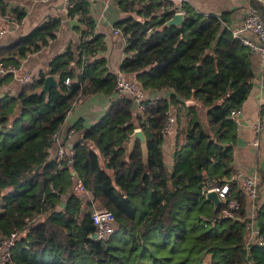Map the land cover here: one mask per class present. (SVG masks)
<instances>
[{
	"label": "trees",
	"instance_id": "trees-1",
	"mask_svg": "<svg viewBox=\"0 0 264 264\" xmlns=\"http://www.w3.org/2000/svg\"><path fill=\"white\" fill-rule=\"evenodd\" d=\"M113 1L127 14L114 24L125 39L119 71L143 91L166 89L171 95L146 100L137 116L131 98L114 96L74 143L72 165L58 169L48 151L69 106L85 96L114 94L116 74L97 54L103 38L92 33L87 4L75 2L67 10L87 30L75 47L51 59L48 74L57 78L58 88L42 92L45 74H40L17 95L0 94V237L16 233L12 264H202L207 254L211 264L245 259L264 264V247H245L246 199L238 183L230 184L231 196L241 204L236 218H222L221 207L205 198L208 185L227 181L233 172L236 126L228 116L250 92L252 53L232 36L225 13L200 14L186 2ZM248 4L264 23V0ZM178 10L182 24L166 26ZM5 14L17 22L25 16L0 0V16ZM59 24L46 18L1 48L0 63L19 65L55 38ZM12 78L0 76V86ZM166 110L175 116L170 167L161 151ZM135 117L146 138V161L139 142L132 151L127 147ZM72 170L91 200L73 194ZM94 203L115 218L113 232L102 240L92 237ZM254 221L264 237V201L257 204Z\"/></svg>",
	"mask_w": 264,
	"mask_h": 264
},
{
	"label": "crops",
	"instance_id": "crops-1",
	"mask_svg": "<svg viewBox=\"0 0 264 264\" xmlns=\"http://www.w3.org/2000/svg\"><path fill=\"white\" fill-rule=\"evenodd\" d=\"M7 4V10L18 7L25 12L18 26H14L9 20L0 16V49L11 44L18 37L28 34L33 28L45 21L48 17L57 18L60 21L54 39L50 40L47 46L38 52L28 54L19 59L21 74L28 75L31 80L38 78L40 74L49 75V63L51 59L62 53L67 46H74L79 41L82 32L87 30L84 23L78 17H69L67 9L60 0H50L41 3L36 0H3ZM84 2L88 6V15L93 20V34L102 36L103 50L98 51V56L105 58L106 67L109 72H119V65L125 57L124 42L120 35L113 34L114 24L126 17L127 14L121 12L113 0H74V3ZM174 6L186 2L200 14H227V24L230 30H238L242 27L243 20L250 6L248 0H169ZM241 38L256 41V36L247 30L240 33ZM251 65L253 78L251 81L250 92L242 103L237 116L236 139L232 152V169L242 171L244 174L257 173L259 201H264V133L259 136L258 147L249 145L253 135L251 126L258 120H264V110L261 106L264 102V64L258 55L252 54ZM55 77V76H54ZM129 77L134 78L133 75ZM130 78V79H131ZM57 80V78L55 77ZM22 85L17 78L13 77L8 83L0 86V94L10 93L17 95ZM147 100L159 98L168 99L171 95L170 90H144ZM115 94L104 95L94 94L82 97L73 104L68 111L63 124L61 125L58 136L59 140L54 141L49 148L48 159L56 158L59 146H73L80 138L83 129L95 124L106 112ZM133 115L141 114L140 110L133 104ZM199 116L205 121L200 109ZM81 121V128L76 129L75 125ZM135 129H138L137 119L133 120ZM128 146V145H127ZM174 147V133L164 136L161 145L164 163L170 167L172 164V152ZM102 162V159H100ZM84 201L91 199L89 191L80 196ZM98 208L97 203L93 204ZM248 203L246 210L248 211ZM253 230H258L257 225L253 224ZM211 255H205L202 264H210Z\"/></svg>",
	"mask_w": 264,
	"mask_h": 264
},
{
	"label": "built area",
	"instance_id": "built-area-1",
	"mask_svg": "<svg viewBox=\"0 0 264 264\" xmlns=\"http://www.w3.org/2000/svg\"><path fill=\"white\" fill-rule=\"evenodd\" d=\"M41 3L49 2L50 0H36ZM65 8L68 10L73 8L74 0H60ZM169 1V0H161ZM182 13L177 11L176 13ZM9 20L14 26H18L20 22L10 18L8 14L2 16ZM244 30L252 32L256 36V41H250L245 38H241L240 33ZM232 31V30H231ZM113 34L120 35L125 45V39L122 36L120 29L114 28ZM1 35V33H0ZM232 36L241 39V42L247 46L252 54L258 55L264 64V23L258 14V12L249 8L247 14L242 23V27L238 30L232 31ZM22 68L19 65L14 64H3L0 63V76L11 74L21 84H25L31 81L28 75L21 74ZM71 82L70 78L64 80V84L69 86ZM40 90H38L39 92ZM114 94L116 98H123L125 96L131 98L137 108L142 111L144 108V102L147 100L145 93L139 86L132 80L125 77L120 71L115 74V86ZM239 110H231L229 112V119L236 125L237 116ZM175 122V116L171 110L165 111V122L161 130L162 134L169 135L173 130ZM140 129V128H138ZM252 139L249 145L252 147H258L259 136L264 133V120L260 119L251 126ZM54 141L59 140L58 133L53 135ZM75 154L73 146L65 147L59 146L56 154V167L59 169L63 165L71 166L73 163V156ZM69 179L71 181V187L73 194L77 196L85 195L88 190L85 188L82 179L77 175L75 171L70 172ZM231 183H238L239 188L248 203V211L246 222V240L245 247L248 249L251 245H257L264 247V237L259 234L258 230H253V224L256 215L257 204L259 203V191H258V176L256 172L252 174H244L242 171L234 170L230 178L223 183H215L208 185L206 192L214 191L220 200V216L222 218H236L238 211L240 210L241 204L239 200L231 196ZM91 200V199H89ZM91 220L95 226V234L97 239L107 238L114 230L115 218L111 211L102 208L92 207ZM16 233L11 232L7 236L0 237V264H12V248L15 244ZM244 264H252L248 259H245Z\"/></svg>",
	"mask_w": 264,
	"mask_h": 264
},
{
	"label": "water",
	"instance_id": "water-1",
	"mask_svg": "<svg viewBox=\"0 0 264 264\" xmlns=\"http://www.w3.org/2000/svg\"><path fill=\"white\" fill-rule=\"evenodd\" d=\"M183 13H175L168 21H166V26H180L183 22ZM51 88H58L57 80L53 75H47L44 78V81L41 86V91L48 94ZM71 106H69L70 110ZM136 142L140 143L142 149L143 160L146 161L147 158V145L146 138L141 129H135L128 138V150L132 151ZM205 198L210 202L215 208L220 206V200L217 197V194L214 191L206 192ZM93 238H96V234H93Z\"/></svg>",
	"mask_w": 264,
	"mask_h": 264
},
{
	"label": "rangeland",
	"instance_id": "rangeland-1",
	"mask_svg": "<svg viewBox=\"0 0 264 264\" xmlns=\"http://www.w3.org/2000/svg\"><path fill=\"white\" fill-rule=\"evenodd\" d=\"M211 264V263H210Z\"/></svg>",
	"mask_w": 264,
	"mask_h": 264
}]
</instances>
